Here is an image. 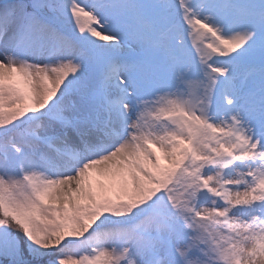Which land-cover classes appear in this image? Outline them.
Wrapping results in <instances>:
<instances>
[{
	"label": "snow or ice",
	"instance_id": "obj_1",
	"mask_svg": "<svg viewBox=\"0 0 264 264\" xmlns=\"http://www.w3.org/2000/svg\"><path fill=\"white\" fill-rule=\"evenodd\" d=\"M0 264H264V0H0Z\"/></svg>",
	"mask_w": 264,
	"mask_h": 264
}]
</instances>
